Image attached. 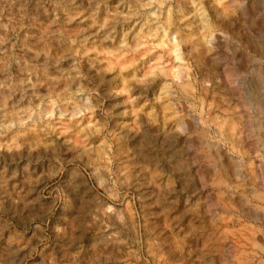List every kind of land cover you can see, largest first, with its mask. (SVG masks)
Instances as JSON below:
<instances>
[{
    "label": "rangeland",
    "instance_id": "1",
    "mask_svg": "<svg viewBox=\"0 0 264 264\" xmlns=\"http://www.w3.org/2000/svg\"><path fill=\"white\" fill-rule=\"evenodd\" d=\"M0 264H264V0H0Z\"/></svg>",
    "mask_w": 264,
    "mask_h": 264
},
{
    "label": "bare ground",
    "instance_id": "2",
    "mask_svg": "<svg viewBox=\"0 0 264 264\" xmlns=\"http://www.w3.org/2000/svg\"><path fill=\"white\" fill-rule=\"evenodd\" d=\"M181 73V72H180Z\"/></svg>",
    "mask_w": 264,
    "mask_h": 264
}]
</instances>
